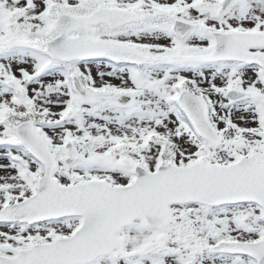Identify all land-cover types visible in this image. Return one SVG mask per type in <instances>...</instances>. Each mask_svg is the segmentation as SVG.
I'll return each mask as SVG.
<instances>
[{"label": "snow or ice", "instance_id": "1", "mask_svg": "<svg viewBox=\"0 0 264 264\" xmlns=\"http://www.w3.org/2000/svg\"><path fill=\"white\" fill-rule=\"evenodd\" d=\"M0 264H264V0H0Z\"/></svg>", "mask_w": 264, "mask_h": 264}]
</instances>
